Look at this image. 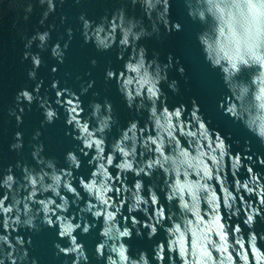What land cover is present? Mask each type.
Wrapping results in <instances>:
<instances>
[{"label": "water", "instance_id": "water-1", "mask_svg": "<svg viewBox=\"0 0 264 264\" xmlns=\"http://www.w3.org/2000/svg\"><path fill=\"white\" fill-rule=\"evenodd\" d=\"M29 3L32 4L33 10L28 14V19L25 20V9ZM55 3V12L51 13L41 25L40 20L43 18V12L47 6H41L39 0H0V181L11 166L17 180L14 188L20 187L25 183L23 180V167L25 165L37 172L44 167L38 165L32 156L33 144L43 143L44 151L41 155L45 158L55 159L57 170L60 168L67 169L65 154L68 151H76L82 160V167L79 170H73V185L80 192L81 199L77 204L70 207L66 215L76 216L73 223L80 221V208L84 207L87 202L97 203L95 199L88 197L79 186V178L83 177L85 181L91 179V172L95 169V163L90 166L88 160L95 153L93 149L85 157L79 152L82 143L72 138L73 135H78V132L66 124V108L71 109L76 104V97L70 96L63 90L70 89L76 96H79L81 106L84 109L83 118H88L90 115V102L103 103L105 99H108L112 103L113 114L119 123L112 127L111 132L106 134L105 164L107 154L111 152V145L127 128L129 122L136 120L139 121L138 128L135 130V135L132 132L128 133L131 139L127 142L129 148L133 144L136 145V166L150 157L155 158L153 153H147V148L143 149L145 154L141 156L142 149L139 148L141 135L139 128H144L145 124H148L149 127L144 130L143 136L147 138L149 135L157 136L158 133L163 136L166 154L171 152L173 155L175 154L173 150L176 148V140H179L181 146L185 148L189 147L188 141H191L193 147L188 150L195 156L197 141H199V145L202 146V151L205 153L203 160L211 171V179H208L203 177L202 170L197 176L193 168H189L187 165L181 166L180 182L185 181L183 173L186 170L189 173L187 177L189 181H199L209 188L208 191L199 190L198 192L200 201L199 217H197L186 210L179 212V192L171 204L167 202V191L171 192L168 185L174 184L176 181L175 172L170 165H166L169 168L167 174L157 168L151 178L144 177L143 173L140 177H136L134 173L124 174L120 169L115 168L116 163L123 157L120 158L121 154L118 151L113 152L116 159L113 160L112 166L107 167L108 173L112 176V179L108 181L112 191L108 192L107 196L111 197L110 202H114V207L110 210L114 211L121 202L124 204L121 213H117V217L121 228L126 226L132 228L133 231L132 238L124 240V243L130 246L129 254L136 258L140 251H147L151 264H160L152 257L154 256L153 247L162 243L164 246V264H185V258H181L179 251L182 238L188 264H256L253 247L264 255V204H260V201L264 200V164L261 163V160H264V143L248 131L241 122L224 115L223 110L219 107L225 97L230 96V93L223 83L221 69L213 68L210 62L206 60L203 46L198 40L199 34L204 31H208L214 38L215 21L210 16L206 23H202L198 19L193 20L188 15L185 0H170V25L179 23L181 30L168 32L163 25H160L159 36L154 34L152 37L142 38L138 42L137 47L142 45L147 49L146 59L148 61L156 58L163 65L168 63V55H172L173 66L167 70L168 80L160 85L165 95L161 97L162 102L158 101L157 105L158 112H162L164 106H167L170 112L180 105L185 108L179 118L174 115L171 117V123L176 129V140H173L162 129H157L151 125L148 121L146 108L139 112L135 108L128 109L124 97L118 91L115 79L105 80L107 69L114 70L117 76L120 71L124 70L123 66L128 59L131 48L125 51L123 59H118L117 53L120 51L118 47L114 46L109 51H97L92 43H84L82 22L79 20L81 14H85L87 19L98 23L101 17L107 16L110 19L113 12L123 7L128 16L141 18L144 14L139 4L133 7L130 0H80L79 3L76 0H64L63 4L60 3V0H55ZM192 3L195 5V0H192ZM62 18L64 19L62 20ZM144 26L149 31L151 30L150 22L146 18L144 19ZM68 28L73 30V35L64 63L60 64L52 58L50 50L57 41L63 46L64 42L69 40ZM46 30L50 31L51 34L46 50L41 52L37 48L38 41L33 43L31 49L25 48L27 40L36 32ZM118 40L119 35L117 42ZM25 51H30L33 54L39 53L42 58L43 63L36 70L35 80L28 77V72L32 70L33 65L30 57L26 60L23 58ZM154 53H158V57L154 56ZM93 59L97 61L95 65L91 63ZM54 66L58 69L55 73L52 72ZM181 66L184 68L183 75L178 71ZM250 74L251 70H244L237 79L248 81ZM40 80H43V85L38 95L41 98H46L59 115L53 124L44 127H41L44 116L42 114L43 109L39 107V101H34L31 105L27 102L17 105L15 99L17 93L23 89L37 95L34 89ZM54 80L59 81L56 89L51 87ZM172 80L178 81V93H173L168 87V83ZM89 81H94L93 87L86 94H81V87H87ZM57 91L63 92L59 98V104L56 103ZM94 93H98V95H94ZM193 100L199 106L198 115H201L208 126V139L200 135L199 124L195 123L194 118L191 117ZM145 104L150 107L147 100H145ZM20 107L24 108L23 113L20 112ZM9 109H13L17 115L22 117V123L17 124L15 116L9 115ZM160 119L161 124L166 125L168 123L166 116L161 115ZM181 122L183 123L184 134L180 131ZM95 126V120H92L90 127L94 128ZM38 130L42 135L33 140V136ZM189 131H196V136H187L186 133ZM215 131H219L221 138L225 141V153L222 158L220 150L216 149ZM17 132L22 133L23 137V148L19 151L10 149V145L16 142L15 134ZM209 140H211V148L209 147ZM212 149H216V151L213 152ZM237 154H239L238 161ZM212 155L217 157L216 163L210 158ZM18 162L21 165L20 168L16 167ZM193 163L195 164V161ZM45 170L50 171L46 168ZM102 178V175L95 178L98 184ZM136 179L143 180L145 187L144 190L143 188L140 190L139 195L148 203L147 205L143 203L139 205V208L144 210V214L137 211L131 215H135L140 221L136 227L140 228L143 237L135 235L136 228H133L131 215L127 211L128 203L132 202L137 194L134 187ZM150 185L154 186L159 197V203H152L151 193L148 192ZM116 188H119L120 191L116 192ZM250 189L251 191H249ZM61 194L68 196L70 201L75 199L73 195L64 192L63 189ZM102 194V191L97 192V196ZM213 194L217 197V201H211L210 197ZM25 195H28L27 191L21 188V198ZM7 196L8 198L5 199V189L0 188V201H3L4 204V208L0 209V236L10 233L9 240L14 245L17 236L23 239V248H20L19 245L16 247L20 252L26 250L28 255L22 261L17 260V264H32L33 260L35 264H72L75 259L73 255H57L58 250L54 247L57 242L63 247H68L67 238H59L58 225L49 228L41 224L42 213L36 219L40 231L28 230L24 227L12 231L14 227L12 218L15 217L16 212V197L12 192L7 193ZM226 196L234 198L228 200L231 207L225 206ZM50 197L56 202L51 204V209L59 215L60 210L56 208V204L60 203V199L53 193L37 192L36 197L30 198L39 200ZM184 198L190 202L187 190L184 192ZM217 203L218 209L214 207ZM249 205L258 209L260 213L255 217V223L251 228L244 224V220L247 219L245 211ZM98 206L103 207V201H99ZM159 206L165 208L164 220L161 224L156 225L157 234L150 240L147 238L149 229L144 228L143 224L154 222V216ZM20 207L22 208V205ZM32 207L35 215V210L39 205L33 204ZM83 215L90 224H95L96 227L92 228L86 235L82 234L80 230H77L74 235L78 237V242H82L85 246L88 264H105V259H97L95 252L96 244L102 239L99 236V231L102 227L103 218L96 220L90 213ZM217 215L220 217L218 224L215 219ZM149 216L153 217L152 221L148 219ZM125 217H128L127 221H125ZM53 219L55 220V217ZM237 224L240 225L239 231H237ZM175 226L179 227V232L170 234L169 229ZM253 234L256 235L254 240ZM221 236L224 237L223 240ZM171 240H175L174 251H169V241ZM4 247L3 242H0V260L5 255ZM8 250L11 251V249ZM203 250L207 251L211 257L210 260L207 256H203ZM13 255H19V252L13 253ZM107 255L106 252L105 258ZM5 264H12V261H6ZM81 264L84 262L82 261ZM261 264H264V261Z\"/></svg>", "mask_w": 264, "mask_h": 264}, {"label": "clouds", "instance_id": "clouds-1", "mask_svg": "<svg viewBox=\"0 0 264 264\" xmlns=\"http://www.w3.org/2000/svg\"><path fill=\"white\" fill-rule=\"evenodd\" d=\"M77 3L80 0H76ZM133 7L137 4L143 11L141 18L135 16H128L126 9L121 7L117 9L111 15L109 19L107 16L101 17L99 22L91 21L86 18L85 14L79 16V20L82 22V35L84 37V43H92L97 51H109L114 46L118 47L120 51L117 53L118 59H123L125 51L131 48V52L128 55V59L124 63V70L119 72L117 76L116 72L112 69H107L105 72V80H116L119 93L124 97L126 106L132 110L135 108L137 112L141 109H145L148 112V121L151 125H154L157 129H162L170 139L176 140L175 126L171 123V117L174 115L179 118L184 112L183 105L175 107L174 111L170 112L167 106L162 108V112H158L157 102L161 101V97L165 94L160 87L162 82L168 80L167 70L173 66L172 55H168V63L161 65L158 59L154 58L150 61L146 59L147 49L144 46H139L138 42L142 38H150L154 34L159 36L160 25L168 31L172 30L180 31L181 25L179 23L170 25V0H130ZM63 4L64 0H60ZM41 6L46 5V10L43 12V18L40 20V24L43 25L48 16L55 12L56 3L55 0H39ZM185 5L188 9V15L193 20H199L202 23H206L210 16L215 21V36L212 38L208 31H204L199 34V43L203 46V51L206 54V60L210 62L213 68H220L222 72V80L226 86L230 96H226L225 99L219 104L220 109L223 110L224 115L229 116L235 121L241 122L248 131L253 133L259 140L264 143V0H195V5L192 0H185ZM33 10L32 4L29 3L25 9L24 19H28V14ZM155 13V16H153ZM150 22L151 30L144 26V19ZM64 18H62L63 20ZM67 35L69 40L64 42L63 46L57 41L51 46L50 54L58 63L63 64L66 56L69 43L72 39L73 30L67 29ZM119 40L117 42V36ZM51 38L50 31L36 32L25 44L26 49H31L34 42H37V48L42 52L48 48V42ZM158 53H154V56L158 57ZM31 58L33 65L32 70L28 72L29 79L35 80L37 76V69H39L43 63L39 53L33 54L30 51H25L23 58L26 60ZM93 65L97 63L95 59L91 61ZM179 63V60H177ZM58 69L54 66L52 72L55 73ZM251 70L250 79L248 81L237 79L242 71ZM179 73L183 75L184 68L181 66L178 69ZM43 85V80L35 86V93L23 89L19 91L15 97L17 105L23 102H27L31 105L34 101H39V107L43 109L44 120L41 122V127L45 125L53 124L58 118L57 110L49 104L46 98H41L38 93ZM59 85L58 80H54L51 84L53 89H56ZM94 85V81H89L87 87H81V94H86L89 89ZM169 89L173 93L179 92L178 81L172 80L168 83ZM63 92H67L70 96H75L76 104L71 109H67L66 124L73 127L78 135H73V139L82 143V147L79 152L83 156L87 157L89 151L94 149V155L88 160V164L91 166L95 163V169L91 172V179L85 181L83 177L79 178V186L83 189L84 193L91 199H95L97 203L87 202L84 207L80 208V221L73 223L76 218L75 215H66L69 212L70 207L73 204H77L81 199L80 192L77 187L73 185V170H79L82 167V160L77 155L76 151H68L65 154V163L68 168H60L57 170V164L53 158H45L41 154L44 151L43 143L33 144L32 156L36 160L38 165H43L40 171L30 169L28 166L23 167V180L24 184L20 187L14 188L17 184V180L13 174L12 167L9 166L7 174L3 175L2 181H0V188L5 189V199L8 198L7 193L12 192L16 197V212L15 217L12 218L13 230L17 231L19 227L27 228L28 230L40 231V226L36 223V219L42 213L41 224L52 228L58 225L59 238H67L69 242L68 247L61 246L60 243H55L54 247L57 249V255L64 254L65 256L73 255L75 259L72 264H88V256L85 246L82 242H78V237L74 235L77 230H80L82 234H88L92 228L96 227L95 224H90L83 214L90 213L93 218L99 220L101 217L102 227L99 231V236L102 238L95 246V252L97 259H105V264H151L147 251H140L136 258H133L130 253V246L124 243L125 239H131L133 236L132 228H121L118 221L117 213H121L124 204L121 202L119 207H115V210H110L114 207V202L111 201V197L107 196L108 192L112 191L111 185L108 183L112 179V176L107 171V167L113 165L114 157L113 152L118 151L123 157L115 168L120 169L124 174L134 173L136 177H140L143 173L144 177L151 178L153 172L159 168L164 174L169 172V168L166 165H170L175 172L176 181L174 184H169L168 188L171 192L167 191L166 199L169 204L176 198L177 192L180 193L178 206L179 212L188 211L199 217V190L208 191L209 188L205 184L197 182H191L187 179L189 173L185 170V181L182 183L179 180L181 175V166L187 165L189 168H193L196 171L197 176L200 175V170L203 171V177L211 179V171L203 160L205 153L202 151V146L197 141L196 155L193 156L189 152V148L193 147L191 141H188L189 147H182L179 140H176L175 154L173 152L166 154L165 143L163 136L159 133L157 136L149 135L147 138L143 136L144 130L148 128V124H145L144 128H139L141 133L139 137V148L142 149L141 156L145 154L144 148H147V153H153L155 158H148L136 166L137 155L136 145L133 144L131 148L128 147L127 142L131 139L128 135L132 132L135 135V130L138 128L139 121H130L127 128L124 129L114 143L111 145V152L107 154L106 164L104 163L107 133L111 132L112 127L117 125L118 119L113 114L112 103L105 99L103 103L98 101L90 102L89 107L91 112L88 118H83L82 113L84 109L81 106L79 96H76L70 89H64ZM62 91L56 92L57 101L59 104V98L63 94ZM98 95V93H94ZM145 100L150 103V107L146 106ZM162 102V101H161ZM193 109L191 111V117L194 118V122L199 124L200 135L205 139H208V126L202 119L199 113V106L193 100ZM20 112H24V108L20 107ZM9 115L15 116L17 124L22 123V117L17 115L13 109H9ZM161 115L167 117L168 123L161 124ZM92 120H95L96 126L90 127ZM191 127V126H189ZM180 131L184 134L183 123L181 122ZM69 134V133H66ZM216 134V149L220 150L221 158L225 153V141L220 136L219 131H215ZM42 133L38 130L33 136V140L38 139ZM187 136H196V131H189ZM15 143L10 145L11 150L19 151L23 148L22 133L17 132L15 134ZM115 145V146H114ZM155 146L154 148L152 146ZM170 146V145H169ZM209 147L211 148V140H209ZM216 149H212L213 152ZM87 150V151H86ZM131 157V159H129ZM214 163L217 162V157L212 155L210 157ZM239 154H237V161ZM249 159H251L249 157ZM195 161V164L193 163ZM264 164V160H261ZM17 168L21 165L18 162ZM49 169L50 171H46ZM251 171V169H249ZM102 175V180L98 184L96 177ZM119 176V173H117ZM201 177V179H203ZM126 179V175H125ZM219 179V176H217ZM166 183V181H165ZM136 189V195L133 201L128 203L127 211L129 215L140 211L144 214V210L139 208L141 203L147 205V201L139 195L140 190H144V182L142 179H136L134 183ZM21 188L27 191L28 195L21 198ZM31 191H30V190ZM71 194L75 197L70 201L68 196L62 195L61 190ZM187 190L190 196L189 200L184 198V192ZM102 191V195L97 196V192ZM120 189L116 188V192ZM251 191V189L249 190ZM48 193L51 192L58 196L60 203L56 204V208L60 210V214L57 215L54 210L51 209V204H55V200L50 198L39 199L30 198L36 197V193ZM148 192L151 193V200L153 204L159 203V197L154 186L148 187ZM211 201H217V197L213 194L210 197ZM229 199H234L230 196L225 198V206L231 207L228 203ZM103 201V207L98 206V202ZM33 204H38L39 207L33 214ZM260 204H264V200L260 201ZM22 205V208L20 207ZM218 209V203L214 205ZM4 208L3 201H0V209ZM163 206H159L154 216V222L144 223L143 227L149 229L147 238L152 239L157 234V224H161L164 220ZM51 212V214H50ZM247 219L244 220V224L251 228L255 223V217L260 215L258 209L249 207L245 211ZM23 217V219H22ZM55 217V220L53 219ZM127 221L128 217L124 218ZM150 221L153 220L152 216H149ZM217 224L220 217H215ZM131 223L133 228H136L135 235L137 237H143V233L140 228L136 227L140 221H138L135 215H131ZM240 225L237 224V231H239ZM179 232V227L175 226L169 229L170 234ZM10 233L8 235L0 236V242H3L5 247L3 252L5 255L0 260V264H5L6 261L11 260L12 264H17V260H24L28 253L27 251L20 252L16 247L19 245L23 248L24 241L21 237H16L15 245L9 240ZM253 234V240L255 239ZM223 240L224 237L221 236ZM8 249H11L9 251ZM175 250V240L169 241V251ZM154 256L153 260L164 264V246L162 243H158L153 247ZM180 256L185 258V264H188L186 260L185 248L183 245V239L180 242ZM253 251L256 256V264H261L264 261V255L260 254L258 250L253 247ZM19 255H13L18 253ZM108 255L105 258V253ZM203 256H207L210 260L206 250L202 252ZM246 260V256H245ZM35 264V261H32Z\"/></svg>", "mask_w": 264, "mask_h": 264}]
</instances>
